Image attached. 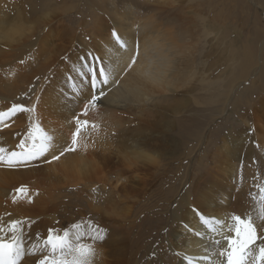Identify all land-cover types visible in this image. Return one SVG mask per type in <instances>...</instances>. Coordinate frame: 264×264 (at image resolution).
I'll return each mask as SVG.
<instances>
[{
    "label": "rangeland",
    "instance_id": "obj_1",
    "mask_svg": "<svg viewBox=\"0 0 264 264\" xmlns=\"http://www.w3.org/2000/svg\"><path fill=\"white\" fill-rule=\"evenodd\" d=\"M34 1L37 7L33 10L32 3ZM99 1L46 0L44 2L43 0H28L27 8L28 11H33L32 18L48 12L45 11L48 7L55 10V18L52 23L57 25L54 28L57 30L55 31L58 39L55 40L54 47H59L57 53L59 59L52 64L50 70H47L46 63H49L47 61L53 62L52 58L50 60L45 55V57L37 56V58L31 59L32 49L26 47V44L21 48H17L18 45L11 47L12 54H16L18 57L23 52V57H20L22 61L18 59V64L20 62L24 64L26 59H30V62H28L29 64L25 63L23 68H18L20 72L17 70L9 73L6 71L8 66L12 64L8 65L10 57L5 58L4 63L6 65L0 64V82L4 84L0 87L1 104H14L15 102L29 108L31 92L35 90L33 87L36 88V85L40 86V89H47L49 86L55 87L61 91V95H65V98L72 99V94L80 97L82 92L81 77L72 72V59L85 55L86 49L87 52L91 50L96 56L99 55L97 52L95 53L92 47L89 49L86 47L82 50V46L78 42L72 44L71 30L78 28V33L81 34L80 29L84 28L86 34L82 38H85L86 42L94 39L92 36L94 34L89 30L88 25L94 20L95 9L100 5ZM108 1L109 3L112 2V0ZM120 1L128 0H113L115 4H120ZM47 3L48 5H46ZM148 5L151 7V4ZM153 5L155 4L152 3ZM175 6L182 10L183 15L185 14L183 29H189L186 40H188L189 48L193 50L189 68L184 75L185 77L188 76V79L183 80L184 82L179 81L177 84L179 87L177 86L174 90L155 93V101L151 106L157 111L154 115L146 118L148 121L139 120L137 118L139 115L132 112L131 109L130 115L127 114L128 109L125 110L124 108L132 106L133 102L131 104L126 100V102L122 100L125 103L121 102L123 105L119 103L118 106L124 122L99 121L103 119H100V115L106 119L102 109L103 103L99 104L100 101H104V97L93 106L95 111L98 110L96 114L90 110L91 107H88L90 109H88L87 115L95 114L94 118L92 117L90 120L91 126L94 124L97 130H101V126H104V130H101L104 133L103 136H101L100 130L98 131L99 135L97 132H95L97 134L94 133L95 136H99L97 140L93 134H89V128L85 130L87 132L86 140L91 141V148L97 161H99V167L102 166L95 176L96 181L91 180L90 183L92 184L87 186L86 183L78 185L79 183L74 181L75 178L73 177L72 184H67L64 178H60V180H56V186H53V188L55 187L53 197L46 204L47 214L53 209L54 211L50 215L56 217L54 223H61L58 228H63L57 230V228L48 225L47 222V229L51 228L52 234H56L54 236H63L64 232L67 231L68 241L73 245L78 243L77 237H79V242L89 243V237L93 234L92 229L95 226L107 227L106 239L96 246L99 255L94 258L93 264H120L121 261L119 262V260L124 256L128 264H173L177 255L174 244L182 242V236L186 231L184 226L188 222L186 217L183 218V213L187 210L193 212L192 208L195 205L202 212L210 211L212 215H219L220 213L224 215L225 213L229 216L226 217V223L231 222L230 217L234 214L242 217L251 216L257 225H261L257 229L258 235H264V222L259 219L264 212V199H261L262 194L260 192V189L264 188V0H175ZM108 16L106 14V17ZM108 22L112 24L110 20ZM169 22H174V26H170ZM169 22L166 27L174 30L173 28H177L176 26L182 21ZM41 32L40 35L47 33L46 29ZM33 39L34 37L30 40ZM5 45L0 42L2 50L11 49ZM37 46L32 45V48L36 49ZM134 48L135 55H137L138 46L135 45ZM25 54H27V58L24 57ZM53 66L54 69H52ZM32 68L36 71L32 72ZM10 73H13L14 76H11ZM34 73L36 74L34 75ZM22 74L27 77H24L25 80ZM30 75H34L31 76L34 80L29 77ZM120 76V79L123 78V74ZM10 77L11 81L8 82ZM119 77H109L110 83L104 88L106 95H111L112 92L115 93L118 88L122 87L123 81H119ZM41 78L43 79L38 82L37 79ZM31 82L37 84L34 83V85ZM18 84L20 87L17 88ZM74 85L81 89L80 92L75 91ZM25 91L26 93H24ZM2 94L5 96L2 97ZM161 97L164 99L162 100ZM5 100L8 102H4ZM73 103L78 110L77 98ZM144 104L143 102L140 104L134 102V107H143ZM121 105L124 107L123 109H121ZM67 111L68 108L60 111V115L63 116L61 118H68L65 117ZM73 113L70 112L69 114L75 117L80 112L74 111ZM131 114L138 116L135 118ZM131 117L132 122L130 121ZM93 119L96 121L94 122ZM118 123L120 124L118 125ZM113 125L114 127H112ZM137 125L145 128L141 131L143 134L141 138L148 140L145 149H150L149 152L155 151L153 156L157 159V163H143L145 165L139 170L134 168V163L131 164L126 155L124 143L125 139L130 137V131ZM103 139L105 141L111 140L108 143L111 142L113 146L111 143L107 145ZM115 139L116 142H114ZM233 143L237 145V154L232 149V152L216 155L217 148L226 152L229 148H233ZM59 146L63 147V143ZM104 149L113 152L109 153ZM230 160L237 164H233L229 168L235 170L236 174L233 177H230V174L225 177L223 174V179H219L223 168L229 167L226 162ZM99 177L100 181L97 180ZM97 181L99 182L97 183ZM116 184L119 185L118 188ZM123 184H125L126 189H124ZM49 187L51 188V185L46 190L50 189ZM31 198L30 196L29 200ZM122 207H126V211ZM122 209L123 215L121 214ZM124 211L127 215H124ZM6 214L9 215L10 213L7 212ZM26 217L19 221L28 223L29 219H35L34 222L40 220L37 217ZM39 217H42L43 220L46 219L43 215ZM113 221L117 222L114 223ZM6 225L9 224L6 223ZM45 237L47 238V236ZM24 238L23 248L26 247V250L31 251L26 253L27 255L25 254V258H22L25 264H34L33 260L36 256H38L36 259L41 258L42 255H48L47 253L50 252L44 242L35 243L29 241L26 236ZM124 239L125 242H123ZM114 245L117 246V249ZM41 249L44 251H40ZM129 250L131 255L128 254ZM119 255L122 257H118ZM71 257L69 255L66 258L71 260ZM56 258L59 256L57 255ZM20 264L23 263L20 262Z\"/></svg>",
    "mask_w": 264,
    "mask_h": 264
},
{
    "label": "bare ground",
    "instance_id": "obj_2",
    "mask_svg": "<svg viewBox=\"0 0 264 264\" xmlns=\"http://www.w3.org/2000/svg\"><path fill=\"white\" fill-rule=\"evenodd\" d=\"M43 1L45 2L46 0H43ZM35 3H36L35 1L32 3L33 10L35 7H37ZM98 3L100 5L95 9L96 14H94V16H95L94 20L91 21L90 25H88L89 30L94 34V35H92L94 37V39L91 40L90 42H88V41L86 42L85 38H82V36L84 34H86V29H84V28L80 29L81 34L78 33V28L71 30V31H72V44L78 42V44L82 46V50L86 49V47L88 49L90 47H92L94 49L95 53L97 52V55H99L100 57L103 58L105 65L109 66V68H110L109 77L112 76L114 78L115 76H117V78H118L121 74H123V78L120 79V77H121L120 76L119 77L120 80L117 79L119 81H121V80L123 81V85L121 84L122 87L120 89L117 87L118 88L117 92H115V93L112 92L111 95L108 94V95H105L104 98L102 97L104 99V101H100V102L98 101L99 104L103 103L102 109H103V113L106 115V119H104L105 117L103 115H100V119L103 118L104 120L102 119L99 121H109V122L110 121H122V117L120 115L121 112L119 111V107H118L119 103H121L122 100H124V101L126 100L131 104L133 102V105L129 106L128 108L127 107L124 108L122 106L123 105L122 103H125L126 101L121 103L122 104L121 109H123V108L125 110L128 109L127 114L130 115V109H131L132 112H135L139 115V117H137L138 115L135 116L134 115L135 113L131 114V115H134L133 117H135V118L137 117L139 120L148 121L146 118L154 115L155 111H157V110H154L153 107L151 106V104H153V102L155 101L154 95L158 94L159 92L165 93V91L174 90L178 86L177 84L179 81L184 82L183 80L188 79V76L185 77L184 75L187 72V69L189 68V62L191 61V58L193 56V50H191V48H189L188 40H186V35H188L189 29L188 28H186L185 30L183 29V23H184L183 19H185V14L183 15L182 10L178 9L175 6V0H128V1H122V2L120 1V4H115L113 2V0L111 3H109L108 0H100ZM152 3L155 5L152 6ZM29 4H30V2H29ZM148 4H151V7ZM46 5H48V3ZM27 6H28V0H0V42L6 44L10 48L15 47V45H18L17 48H21L24 46V44H26V47L32 49L31 59L37 58V56H40V57L44 56L45 57V55L48 56L50 60L52 58L53 62L47 61L49 63H46L47 64L46 67L48 70L49 68H51L52 64L56 63L57 62L56 60L59 59L58 54H57L59 47H54L55 40L58 39L57 33H56L57 30H56V28H54V27H57V25H54V23H52L54 18H55V12H54L55 10H51V8L48 7L45 9V11H48V12H46L40 16L32 18L33 11H28ZM106 14H108L109 16L106 17ZM172 14H174V15L172 16ZM108 20L111 21L113 26H112V24H110L108 22ZM178 20H181L182 22H181V24H178L176 26L177 28H173L174 30H172L169 27H166V25L168 24L169 21L177 22ZM169 23L171 24L170 26H172V25L174 26V22L173 23L169 22ZM43 29H46L47 33L44 35L43 34L40 35L42 33L41 31ZM112 29H116L118 35L120 36V38H122L121 41L125 45L124 47H121V45L118 44L116 42V40H114L112 38V36H111ZM61 34H62V32H61ZM33 37H34V39L30 40ZM90 39H91V37H90ZM56 43H58V42H56ZM32 45H38V46L35 49V48H32ZM135 45L138 46L137 55H135V48H134ZM12 51H13L12 48L8 49L7 51L6 50L4 51V50H2V48L0 46V64L4 63L5 62L4 60L7 57H10L8 65H10L12 63L11 66H8V70L6 71V73L16 72L18 70V68L24 66L25 63L30 62V59H26L23 62L24 64H21V62H20V64H18L19 63V62H17L18 59H21V61H22V58H20V57H23V52L18 57V56H16V54H12ZM89 51H91V50H89ZM190 51H192V53H190ZM86 53H87V49H86ZM26 56H27V54H25L24 57H26ZM133 60L135 61L134 63H133ZM15 62H17V63H15ZM58 63H59V61H58ZM79 65H80V61H79V58L77 56L74 59H72V72L76 76H79V75L77 74V72L74 69L76 67H79ZM52 69H54V66ZM31 70H33V68ZM36 70H37V67H36ZM36 70L34 69L32 72H35ZM41 70H43V69L41 68ZM18 72H20V71L18 70ZM38 72H36V73H38ZM36 73H34V75ZM42 73H43V71H42ZM23 74H22V77L23 78L26 77V76H23ZM45 74H46V72H45ZM3 75H5L4 72H3ZM10 75L14 76L13 73L12 74L10 73ZM47 75L49 76V74H47ZM31 76L32 75H30L29 77H31ZM65 77H66V75H65ZM26 78H24V80ZM30 79H28V80H30ZM42 79L43 78L37 79V81L39 82V80H42ZM44 79H45V77H44ZM21 80H22V78H21ZM28 80H26V81H28ZM47 80H48V78L46 79V81ZM10 81H11V77H10V80H8V82H10ZM31 83H33V82H31ZM34 83H36V82H34ZM3 85L4 84L2 82H0V87H2ZM27 85H25V86H27ZM44 86H45V84H44ZM12 87H15V86H12ZM18 87H20L19 84L17 85V88ZM111 87H113V86H111ZM33 88L35 90L31 92L32 97H31L30 102H29V104H30L29 108L33 109L31 112H23V113L17 112V114L14 117H9L8 115L0 117V147H3L6 149V151L4 153L5 157H7L8 152H11L13 150L19 151V148L17 146H18L20 140H22V139L27 140L28 130L30 128L35 129L37 126H39V128L41 129V132L37 133L38 135L46 132L48 135L54 136L58 147L63 148L65 146L71 144L72 133L75 131L76 120L74 119L72 114H69V113L70 112L73 113L74 111H76L77 113L80 112L75 117H79V119L81 121L87 120L90 122L91 118L96 114V112H98V110L95 111L93 105H89L88 107H91V109L87 107L86 114H83L85 112L84 101L88 98L87 87H81L82 92L80 93L81 94L80 97H79V95L75 96L72 94V99L65 98V95H61V93H60L61 91L57 90L55 87L51 88V86H49V87H47V89H40V86L36 85V88L35 87H33ZM41 88H42V86H41ZM83 89H84V92H83ZM63 91L65 92V90H63ZM24 93H26V91ZM3 95L5 96V94H2V97H3ZM12 95H13V93H12ZM26 96H28V95H26ZM28 97H30V96H28ZM4 98L6 100H8L6 97H4ZM76 98L78 100L77 104H79L78 110H76L77 107L74 106L75 103H73ZM163 99L164 98H162V100ZM6 100L4 102H8ZM12 100H14V99H12ZM145 100H147V102H145ZM134 102H136L138 104L143 102V104L144 103L145 104L143 105V107H139V106L134 107ZM148 102H150V103H148ZM160 102H162V101H160ZM11 104L12 103H10V104L9 103H5V104L0 103V112H6L7 109L11 107ZM149 104H150V106H149ZM154 104H156V103H154ZM73 106H74V108L71 109V107H73ZM67 108H68V111H67L65 117H68V118H61L63 116L60 115L61 114L60 111L62 109L67 110ZM88 109L93 111L95 114L90 113L87 115ZM132 120L133 119L131 117L130 121L132 122ZM95 121H96V119L94 120V122ZM122 122H124V121H122ZM246 122H248V121H246ZM100 123H102V122H100ZM103 123L106 124L105 122H103ZM120 123H118V125ZM125 123H127L126 120H125ZM24 125H26L25 128H24ZM118 125H117V128L119 129ZM137 126H134L133 130L130 131V137L127 140L125 139L124 143H125L126 155L129 157L131 164L134 163L133 164L134 168L139 170V169H142L143 165H145L143 163H145V162H148V163H155L156 162L157 163V159L155 156H153V154L155 155V153H156L155 151L149 152L150 149H148V150L145 149L148 140L145 138H141V137H143V134L141 133V131H143L145 128L140 127L139 125H137ZM112 127H114V125ZM87 128H89V130H90L89 134H93L94 138H96V140L99 137L98 136L100 134L99 132H101L102 129L104 130V126H101V130L99 129L100 131L97 130L94 124L91 126V122L89 125H86V126L82 125L81 133L77 136V144L75 146L76 151L65 153V155L62 156L58 161H52L51 163H44L43 161H39V162L33 163L29 166H21L18 168H9L7 166L6 161L4 163L0 164V227H3V229H4L3 232H0V236H2L5 241L10 240L11 235H12L11 230L6 225V223L10 224V222L12 220H21V219H24V217H26V216H28L29 218H33V217L36 218L37 217L40 220L38 222H34L35 219H29L28 223H26V221H25V223H22L23 239H25L24 237L26 236V238H28V240L32 241V242H35V243L44 242L43 240L47 239L45 236L48 235V229H51V228L47 229V227H46L47 222H48V225H51L52 228H57V230L63 229L61 227L58 228V226L61 223L60 224H59V222L54 223L56 221L55 220L56 217L54 215H50L54 211L53 209H51L50 213L47 214L48 210H47L46 204L49 203L48 201L53 197V194H54L53 191L55 188V187L53 188V186L54 185L56 186V180H60V178H62V179L64 178L67 184H72V177H73V178H75L74 181L79 183L78 185L86 183L88 186L89 184H92V183H90L91 180L96 181L95 176H96V174H98L99 168L102 167V166L99 167V164H98L99 161H97L95 154L92 151L91 141L86 140L87 132L85 130ZM110 128H108V129H110ZM106 130H107V127H106ZM108 131L110 132V130H108ZM120 131H122V130H120ZM95 132H97L98 135L95 136V134H97ZM113 132H112V134H113ZM117 132H118V130H117ZM103 135H104V133L101 132V136H103ZM107 136H110V135L107 134ZM104 137H102V138H104ZM105 139L107 140L108 138H105ZM105 139H103V141H105ZM99 140H102V139H99ZM108 141H111V140H108ZM108 141H105V142L107 143V145L108 144L110 145L111 142L108 143ZM119 141H120V139H119ZM112 142H113V139H112ZM114 142H116V139L114 140ZM121 142H122V140H121ZM30 143H31V140H27L26 146L30 145ZM62 143H63V147L59 146V144H62ZM111 145H112V143H111ZM122 145H124V144H122ZM149 145L151 146V144H149ZM134 147H137L139 149L136 150ZM232 147L233 148H229L226 152H223L221 150V148L219 149L216 147L218 149L216 155L226 154L228 152H232L233 150L235 151V153L238 152L236 144L233 143ZM96 148H97V146H96ZM98 148H101V147L98 146ZM102 149H103V147H102ZM104 151H107L109 153L113 152V151H108L107 149L106 150L104 149ZM116 153H115V155H116ZM105 154H104V157H105ZM117 157H118V154H117ZM50 158L51 157L49 156L48 159L51 160ZM226 163H227V165H229V167L223 168L222 175L219 177V179H223L224 175H225V177H228V174H230L229 176L233 177L236 174L235 170L229 169L230 166H233V164H235L233 162V160H230L229 162H226ZM139 164H142V165L139 166ZM235 165H237V164H235ZM115 168H116V166H115ZM97 180L100 181V177L97 178ZM99 181H97V183ZM118 182H119V179L117 181V184H118ZM75 184H73V185L75 186ZM94 184H96V183H94ZM111 184H112V182H111ZM117 184H116V187L119 186ZM125 184H123V186ZM49 185H51V188L49 187L50 189L46 190V188ZM120 185H122V184H120ZM131 185H133V184H131ZM123 186H120V187L122 188ZM127 186H128V184H127ZM125 187L126 186H124V189H126ZM131 187H134V186H131ZM18 189H23V190L18 191ZM112 189H113V187H112ZM56 190H58V189H56ZM119 190H117V191L119 192ZM121 190H123V189H121ZM33 191H35V193H33ZM127 191H125V192H127ZM104 194H106V193H104ZM30 196L32 197L31 198L32 200L30 199L31 201L29 200ZM125 208L126 207H124L123 209H125ZM123 209H122V213H121L122 215H123ZM125 211H126V209H125ZM7 212H9L10 214L7 215L6 214ZM179 212H177V213H179ZM203 213L208 217H214L215 220L224 221L225 225L228 224L226 222H227V218L229 216L225 215V213H224V215L221 213L219 215H212V213L210 211H206ZM113 214H117V213H113ZM40 215L41 216L43 215L44 218H46V219L43 220L42 217H39ZM119 215L120 214L118 213V216ZM124 215H127L126 212ZM100 216H102V215H100ZM28 217H26V218H28ZM83 217H84V215H83ZM103 217H105V216H103ZM103 217H102V219H103ZM184 217H186V219L188 221L186 223V225L184 226V227H186V231H184L185 232L183 234L184 236H182V242L178 243V244H174L175 248L173 246L175 252L177 253V255L175 256V260H174L173 264H187L186 257H190L193 261V264H206V262L202 259V257H204V256H208L210 258V260L212 261V264H224L225 258L221 257L219 255V252L227 247L226 241L224 240V235H230L231 234V233H228L226 231V227L224 228L223 231H221L220 230L221 225H218L213 221L212 227L216 228L217 231H210L209 227L202 224L199 221L198 217L195 216L191 210L185 211L183 213V218ZM66 222H68V221H66ZM116 222L117 221H115L114 223H116ZM17 231H20V229H18ZM28 232H29V234H28ZM54 235H56V234H54ZM125 235H123V236H125ZM23 239L20 241L21 247H23V244H22ZM118 239L122 241V239H120V238H118ZM126 239H127V237H126ZM216 239H219L221 241V243L219 245L214 243V241ZM119 240H118V244H119ZM116 241H117V239H116ZM123 242H125V239ZM106 243H108V242H106ZM128 246H130V245H128ZM116 247L117 246H115V248ZM25 248H24L25 254L28 252H31V251L26 250ZM132 249L134 250V248H132ZM113 251H114V249H113ZM119 251H121V250H119ZM111 253H113V252H111ZM118 253H120V252H118ZM135 253H134V255H135ZM47 254H49V253H47ZM128 254L131 255L130 250H129ZM120 255L118 257H120ZM39 256L41 257V254ZM32 257H33V255H32ZM36 257H38V256H36ZM36 257L33 260L35 262L34 264H36V260L41 259L43 257V255L41 258L36 259ZM102 257H104V256H102ZM23 258H25V256ZM124 258H125V256H124ZM124 258L122 257V259L119 260V262L121 261L120 264H128L127 260L125 261ZM113 260H115V259L113 258ZM21 263L25 264V262L23 260L21 261ZM129 263H131V262L129 261Z\"/></svg>",
    "mask_w": 264,
    "mask_h": 264
},
{
    "label": "snow or ice",
    "instance_id": "obj_3",
    "mask_svg": "<svg viewBox=\"0 0 264 264\" xmlns=\"http://www.w3.org/2000/svg\"><path fill=\"white\" fill-rule=\"evenodd\" d=\"M111 36L121 47L125 45L121 41L116 29H112ZM80 65L74 70L81 77V87H87L88 98L84 101V108L89 105H96L102 97L106 95L104 87L110 83L109 73L110 68L105 65L102 57L96 56L91 51L79 57ZM135 61L133 60V63ZM74 89L80 92V88L74 85ZM33 109L27 108L20 103H14L6 112H0V117L8 115L14 117L17 112H31ZM76 120L75 131L72 133L71 144L59 148L54 136L48 135L46 132H41L39 126L35 129L30 128L27 133V140H31L30 145L26 146L27 140L22 139L18 144L19 151L8 152L7 157L4 153L5 148L0 147V164L6 161L9 168H18L21 166H29L33 163L43 161L44 163H51L58 161L65 153L76 151L77 136L81 133L82 125H88V121H81L79 117H74ZM51 157V160L48 157ZM23 189H18L22 191ZM261 199H264V188L260 189ZM195 216L199 221L208 226L210 231H217L212 227L213 221L221 225V231L226 227V231L230 235H224L227 247L219 252L221 257H224V264H264V235H258L257 229L260 225L253 220L251 216L242 217L240 215H232L230 223L225 225L224 221L215 220L214 217L206 216L198 206L192 208ZM259 219L264 222V212H262ZM11 230V238L5 241L0 236V264H20L22 258L25 256V250L20 245L23 239L22 222L19 220H12L8 225ZM20 229V231H17ZM3 227H0V232H3ZM93 234L89 237V243L79 242L75 245L68 241V233L64 232L63 236H53V230L49 229L47 239L44 241L45 246L50 249L48 255H44L41 259L36 260V264H93L94 258L99 255L96 251V246L104 241L107 237L108 231L106 228L95 226L92 229ZM259 241V242H258ZM215 244L219 245L221 241L216 239ZM35 247V246H34ZM40 251H44L41 249ZM57 255L59 258H56ZM71 255L72 259L68 260L66 257ZM187 264H193L190 257H186ZM206 264H212L208 256L202 257Z\"/></svg>",
    "mask_w": 264,
    "mask_h": 264
}]
</instances>
